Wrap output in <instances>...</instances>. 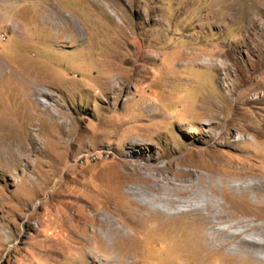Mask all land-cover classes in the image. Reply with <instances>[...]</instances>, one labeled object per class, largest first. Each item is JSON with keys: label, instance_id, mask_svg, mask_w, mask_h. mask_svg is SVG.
<instances>
[{"label": "rangeland", "instance_id": "obj_1", "mask_svg": "<svg viewBox=\"0 0 264 264\" xmlns=\"http://www.w3.org/2000/svg\"><path fill=\"white\" fill-rule=\"evenodd\" d=\"M137 161L264 217L226 179L264 181V0H0V264H264L124 193Z\"/></svg>", "mask_w": 264, "mask_h": 264}, {"label": "bare ground", "instance_id": "obj_2", "mask_svg": "<svg viewBox=\"0 0 264 264\" xmlns=\"http://www.w3.org/2000/svg\"><path fill=\"white\" fill-rule=\"evenodd\" d=\"M218 61L222 62L221 59ZM208 129L209 128L206 127L204 130L208 131ZM235 134H238L237 130L235 131ZM146 162H122L123 164L120 165L123 169L122 175L124 176L125 174L126 177H128V184H126V188L123 189L124 193L129 195H143V193L148 192L146 189L150 191H158L159 195L156 197L152 195L149 196V193V200L151 201L152 199H158V201H164V205H166L168 210L170 209L171 213L183 211L187 212L197 208L206 209L207 213H205L200 224H202L201 227H203L209 234L208 239L211 243L213 242L218 246H227L230 251L235 253L245 251L248 256H251V254L257 249L261 251V253L262 251L264 252V217H259L257 215L241 217L239 214L231 215L229 213H224L226 210L221 212L222 208L227 207V205L223 207L221 204H223L225 201L227 203L228 198H226L225 201L220 204L217 202L216 198H218V191L216 188L218 185L217 182H214L211 179L210 174L206 172L207 179L205 183L207 186L205 188H199L197 191L189 192L187 187H181L182 184L180 183V179L177 178V176L173 179H169L168 176H159L160 172L162 171H166L168 174L170 173L167 168V163H164L162 166H158L157 164L149 165V163ZM184 172L193 177L197 176L199 180H202L200 176L201 173L205 175V172H202V170L197 168L194 170L192 169L191 171L186 169ZM226 179H230L228 189H230L232 193L242 195L249 192L250 194L248 201H252L260 206L264 205V181L259 180L255 175L250 173H244L242 175ZM249 179H251V181ZM155 181H157L158 186L153 187L151 184H153ZM145 182H148L147 186H142L139 184H144ZM161 183L163 184L162 187H160ZM170 184L173 186L169 187ZM188 185L194 186L195 184L189 181ZM208 192L214 197H211ZM180 206H184V208H180ZM104 210L107 211V209ZM102 211L95 212L92 215L95 216V219L98 222L97 230L100 232L104 229L109 233L121 231L122 225H115V220L112 223H109V218L106 215L101 217ZM258 219H260L259 223H253ZM259 259H261L262 262L264 261V257H259Z\"/></svg>", "mask_w": 264, "mask_h": 264}]
</instances>
